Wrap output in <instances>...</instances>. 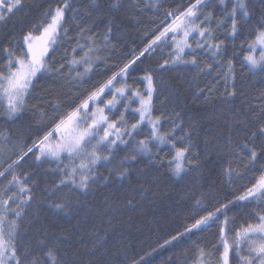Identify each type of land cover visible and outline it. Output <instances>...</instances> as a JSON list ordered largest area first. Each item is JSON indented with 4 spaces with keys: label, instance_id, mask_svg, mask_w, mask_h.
I'll return each mask as SVG.
<instances>
[{
    "label": "trees",
    "instance_id": "1",
    "mask_svg": "<svg viewBox=\"0 0 264 264\" xmlns=\"http://www.w3.org/2000/svg\"><path fill=\"white\" fill-rule=\"evenodd\" d=\"M73 1L80 21L74 27L70 26L69 18L66 24L65 18L64 29L68 25L76 28L82 37L90 35L100 43L102 39L107 48L94 64L95 71L88 82L79 84L69 80L63 72L55 69L61 64L66 67L61 59L70 56L76 34L61 29V40L54 45L53 54L48 58V76L35 83L27 109L9 123L2 119L0 112V172L25 153L28 144L50 130L54 116L71 110L94 90L91 87L104 84L108 79L105 75L117 72L127 62L132 48L141 51L152 39L144 43L147 37L159 27H167L172 18L166 19V12L183 10L195 3V0H118V6L114 7V0ZM50 2L22 0V6L13 10V16L8 14L7 18H12L8 22L12 23L7 30L0 31V68L5 62L6 48L20 53L19 43L23 36L36 33L35 29L42 28L48 21L49 16L45 21L37 22ZM251 3L254 13L264 16V0H251ZM255 19L245 26L248 33L244 36H252L253 26L260 25V21L264 23V19L259 22ZM217 33L215 30L219 39ZM239 35L238 39L243 40ZM164 51L158 50L157 53L163 54ZM230 52L221 56L217 78L216 74L213 76L206 71L207 63L197 57L192 69H182L178 65L175 70L171 60L163 68L157 66L159 76L154 87V113L160 114L164 122L175 124L179 136L173 137V142L177 147L188 146L185 160L188 175L176 178L166 164L158 165L154 159L144 158L140 151L142 159L136 164L131 161L125 164L114 154L113 165L120 164L131 170L127 177L113 178L104 174L107 168L96 166L90 188L80 191L69 186L71 188L62 195L59 189L55 194L54 191L49 193L52 184L40 164L35 170V184L39 188V199L51 208L40 209L36 216L30 212L35 206L32 203L27 209L29 216L16 221L17 230L28 234V238L20 240V246L15 244L16 236L13 238L15 246L22 252L21 256L19 253L21 264H33L34 261L39 264H129L143 258L156 260L151 264H187L186 260L193 256L197 247L204 252V256H198L208 264L220 263V250L215 251V236L220 229L226 227V232L233 234L242 226L256 222L257 217H254L264 213V210L258 211L248 217L250 212L244 207L236 216L226 214V210L231 209L229 202L234 192L250 184L264 169V137L260 134V127L264 125V68L248 75L245 70L250 68L239 64V56L234 62L229 61L234 56ZM145 57L149 56L141 58ZM78 68L82 69L81 64ZM232 70H235L234 74ZM136 72L139 71L132 70V74ZM222 74L225 78H221ZM136 80L137 77L131 75L129 82L133 84ZM228 93H234L236 99L231 100ZM257 130L260 138L255 133ZM149 149L150 156L156 155V159L167 152L164 147L149 146ZM253 150L257 153L254 160L251 158ZM23 159L27 162L26 169L29 168V160L26 156ZM229 167L234 170L231 174L225 171ZM12 174L7 171L4 179L0 178L4 188L17 185L15 182L9 184ZM227 180L233 183H227ZM60 196L63 197L60 205L64 209L55 207ZM222 205L227 207L218 215L221 221L212 222L206 229L195 230L192 240L173 245L178 238L172 240V237L181 233L180 229L186 223ZM5 215L11 217V221L15 214L9 211ZM50 249L55 260L46 255ZM165 251L169 257L158 258L156 254Z\"/></svg>",
    "mask_w": 264,
    "mask_h": 264
},
{
    "label": "snow or ice",
    "instance_id": "2",
    "mask_svg": "<svg viewBox=\"0 0 264 264\" xmlns=\"http://www.w3.org/2000/svg\"><path fill=\"white\" fill-rule=\"evenodd\" d=\"M211 0H195V3H191L186 10H174L168 11L165 14V18H172V22L168 24L163 31H160L158 35L149 41L144 50L140 52L139 56L130 60L120 68L119 72H114L113 75L99 88L92 91L87 98L83 99L75 107L66 113L54 116V127L46 132L37 142H34L31 147L28 148L26 153H22L19 159H23L28 153H32L34 149H39L36 160L42 158H51L53 160H61L62 156L66 154V158L73 161L71 171L66 173L68 179L73 184L81 189L88 187V182L93 178L94 166L101 160H107L108 156L102 155V149H111L118 144H125L127 141L125 136L133 137L136 130L141 127L146 121L152 127L151 139L159 141L160 143H169L175 150V156L172 162L175 164V172L179 174L184 167L183 162L187 159L186 153L188 152V146L177 147L169 137L171 132L167 134H161L159 132V118L152 119V106H153V93H154V79L151 73H145L142 77L146 81V92L142 93L138 90H133L128 93V85L124 84L121 87H116L115 83L119 78L126 77L129 73V69L132 68L140 57H143L146 52L158 46L161 42L167 40L171 35V47L173 48L174 59L173 62L181 61L184 63L196 64L195 57L191 61H183L182 55L186 48H191L190 40L194 38V34L198 33L200 39L196 40V47L200 49L211 50L212 55H217L220 51L223 41L213 43V30L210 26L212 15L204 17L200 23L196 21L200 20L198 14L207 3ZM221 5L225 4V0H219ZM22 6V0H0V9L7 8V13L0 11V21L7 18V14L13 12ZM113 6H118V0H114ZM70 7L65 0V3L61 6H57L54 11H50L47 15L50 17L47 23L42 28H37L39 34L34 35L32 32L26 34L23 38L25 50L20 55H16L9 49H5L8 53V59L5 67L0 68V98L7 101V113L9 118H13L19 113L26 101V97L30 94V90L34 85L35 78L38 73L47 72L50 69V65L47 62V57L50 55V49L54 50L53 46L57 43L60 35V30L63 29L67 33V29H64L63 24L65 20V12ZM240 12L244 17H248L249 12L247 10L245 0H235L230 13L226 15L232 18V34L237 31V12ZM111 31V28L108 29ZM105 40L108 39L105 34ZM82 47V46H81ZM260 48L259 58L252 54H248L244 57V60L248 65L255 69L257 67L264 68V28L259 30L255 36V40L249 44L250 53L255 52L257 48ZM91 51V50H89ZM88 53H85V57L80 60L73 59L70 63L72 65H79L81 63L87 65L84 69V73L77 72L78 77H82L89 72L92 68V64L86 57ZM168 61H165V65ZM161 68L164 65L160 66ZM64 65L61 64L59 68L55 69L57 72H62ZM229 69H231V62H229ZM114 89L112 92V98L104 101L102 99L106 90ZM234 95V93H228ZM128 95V99L132 100L136 98L139 100V107L134 109L139 114V120L133 123L130 127L126 126L123 113L121 114L119 121H110L109 117L105 114L106 109L111 110L115 107L119 98ZM100 103H103V107H100ZM127 107V105H126ZM178 127V125H177ZM103 129V135H99L100 130ZM260 132L264 133V125H261ZM95 141V143H93ZM138 149L141 152L149 151L148 141L140 140L137 144ZM244 147H247L245 145ZM257 156L256 151H251V158L254 160ZM134 159V157H133ZM79 160V164H75V161ZM19 163V160L13 161V164ZM12 165H9L11 169ZM63 171V170H61ZM225 171L229 174L234 170L232 168H226ZM125 173H121L123 176ZM6 175L5 172H0V176ZM79 175V181L76 177ZM16 183L20 193H27L29 189L24 183H21L19 178L15 175L9 184ZM65 183V180H61V184ZM16 193L8 196L7 199L0 198V264H21L20 256L17 253L16 246L13 242L14 233L17 230L16 220H7L5 215L11 211L16 217L21 215V205L27 202L28 198H21L20 204L16 208L9 207L10 202H15ZM249 199L261 201L264 200V173H262L255 181V183L247 188L243 195L236 198L237 201H247ZM229 203H232L231 201ZM57 208H61L62 205H56ZM227 205H222L221 208H217L214 212H209L206 216H202L195 220V223L191 224L185 229V233L191 232L193 229H199L201 226L209 225L210 221L218 218L222 208H226ZM20 209V210H18ZM7 224L8 232L5 233V225ZM221 239L223 240V252L221 254L222 264H230V249L234 246L239 260L242 264H264V213L258 214V221L256 223H248L246 226H242L235 233V240L231 243L226 238L225 228L220 229ZM184 233H178L177 236L172 237V240H176ZM170 241H165L169 243ZM241 245H244L247 249V255L241 253ZM46 255L55 260V256L50 249ZM200 255L203 256L204 252L201 250ZM33 264H39L38 261H34Z\"/></svg>",
    "mask_w": 264,
    "mask_h": 264
},
{
    "label": "bare ground",
    "instance_id": "3",
    "mask_svg": "<svg viewBox=\"0 0 264 264\" xmlns=\"http://www.w3.org/2000/svg\"><path fill=\"white\" fill-rule=\"evenodd\" d=\"M73 2H74L73 0H67V3L70 5V7L65 12V18L67 19L66 20V24H67L68 18H69L70 26L71 25L74 26L75 23H78L80 21L78 15H77L78 14L77 13L78 10H74V8H73V5H72ZM234 2H235V0H225V4L221 5L219 0H211V2L207 3L206 6L203 7L201 9V11L198 13L200 15V20H198V21H200V22H201V20L204 19V17L208 16L209 13H211V15H212V19H211V24L213 25L212 26V28H213V39H212V42L213 43H218L220 41H223V44L221 45V48H220V51L218 52V54L214 56V55L211 54V50H208L206 48L205 49L195 48L191 52L190 51H184V54L182 55V60L183 61H189L188 59L192 60L193 57H195V59L197 57V59H200V60H203L204 62H206L207 63L206 67L208 68V69H206V71L207 72H211L213 74V76L216 74V78L218 77V73L220 72L217 69V65L219 64V62L222 61V57H225L227 54L231 53L230 51L233 52L234 56H231L229 58V61H233L234 62V58L239 56V64L241 66H243V68H245L247 63L244 60V57L250 52L249 44H251L255 40L251 35L244 36V35H246L248 33V31L244 30L245 26L248 25V23H249V21H251V19H253L252 20L253 22L256 20L255 18H257L258 22L260 20L264 19V16L262 14L254 13L253 5L251 3V0H245V4H246L247 10L249 12V15H248V17H244L239 11L237 12L236 20H237V25L238 26H237L236 33L233 35L232 34V18L230 16H227V18H225L224 9L225 8L227 9L229 7L230 10L227 9L226 12L230 13ZM64 3H65V0H61V2H60V0H51L50 5L45 7V9H44L45 13H44L43 17L40 18L39 21H37V22L45 21L47 16H48L47 14L50 11H54V9L57 6H61ZM186 9H183V10H186ZM2 10L6 11L4 13H7L6 7L1 9L0 11H2ZM10 14L13 16V12L10 13ZM72 14H73V17H72ZM15 15H16V13L14 14V16ZM7 17H8V14H7ZM11 19L12 18H6L5 20H3V21H7V23H1L0 24V31L8 29L9 25H11V23H12V22H8V21H10ZM49 19H50V17L48 18V20ZM3 21H1V22H3ZM66 26L67 27H65V28L67 29V32L70 33V34H71V32L75 33L76 34L75 35L76 38L74 39V41H73V43H72V45L70 47V50H69L70 56H67L66 58H62L61 59V61L66 64V67L63 68V69H65V71H62V72L64 73V75L69 80L70 79H72L73 81L75 80L79 84L82 83V82L83 83L88 82V80L91 79V75L95 71L94 64L97 61H99L103 51L107 48V45H106V43H104L105 41L102 42V39H101V43H100L93 36L89 35L87 37H82V36H80L81 34H80L79 31L76 30V28L74 29L72 27H68V25H66ZM164 28H166V27H164ZM164 28H162V26L159 27L151 36L147 37L143 42L146 43L149 39H151V38L153 39V37L155 35H158L160 31H163ZM262 28H264V23H262V21H260V25H256V26L254 25L253 26V29L255 30V32L261 30ZM215 30H217V32H218L217 34L219 35V39L216 38V36H215ZM222 30L225 31V32L227 31V33L223 32ZM228 32H229V34H228ZM238 34L243 36V40H242V38L238 39ZM24 36H23V38H24ZM61 36H62V30H60V35H59V39L58 40H61ZM23 38H22V40L19 43L20 53L14 52L16 55L22 54V52L25 50ZM198 38H200V37H198ZM161 43L163 44V49L162 50L165 49L163 54H158L157 53L158 52L157 48H158L159 45L155 46L153 49H150L148 52L145 53L144 56H149V57H145V59H142L140 57V59L137 61V63L132 68L129 69V73L126 76L127 80H130L131 75H133V78L137 77V80L135 81V83H133L134 84V88H136L139 85V83H141L142 85H145L146 81H144L142 79V77L145 75V73H151V75L153 76V79H154V87H156V80H157V78L159 76L157 74V72H156V70L158 68L157 66L165 65V61L171 60L170 63L175 64L172 67L175 70H177L179 68L178 65H180V67L182 69H186V70L187 69H192L191 68L192 63H184V62H181V61L173 62L174 53H173V48L171 47L170 36L167 38V40H165V41H163ZM144 48H145V46H143V49L141 51H143ZM89 50H91V51H89ZM162 50H159V51H162ZM53 51L54 50H52V49L50 50V55L53 54ZM141 51L137 52V49L132 48L130 50V53L128 55V59L126 60L127 61L126 63H128L130 60L134 59L136 56H139ZM86 52L88 53V56L86 58L90 60V62L92 64V68H91V70L89 72L84 74L82 77H78L76 75V73L77 72L84 73V69H85V67H87V65L81 63L82 69L80 70L78 68V65H72L70 62L73 59L80 60L82 57H85V53ZM154 53L157 54V55H154ZM50 55L47 57V62H48V58L50 57ZM7 59H8V53L4 52L3 61H5V62L2 65V68L5 67ZM123 66H120L118 68L117 72H119L120 68H122ZM258 68H260V67H258ZM258 68L255 69V70H258ZM132 70H134V71L136 70V71H139V72L138 73L136 72V73L132 74ZM234 71H233V74H234ZM245 72L248 75L256 73L254 70H251V69L245 70ZM233 74H231V75H233ZM112 75L113 74L111 72H109L107 75H105V77L109 79ZM47 76H48V71L47 72L38 73L37 78H35L34 85H35V83L37 82L38 79H40V78L46 79ZM224 76L225 75L222 74L221 78H223ZM119 80H120V83L122 84L123 83V77L119 78ZM106 81L104 83H106ZM34 85H33V87L30 90V94L26 97V101H25V105H24L23 109L19 113H17V115L19 114L18 117L20 116L21 113L24 112L23 110H25V108L27 109V107L29 105V97L34 92ZM93 88H94V90L97 89L95 87H91L90 89H93ZM94 90H91L90 93L92 91H94ZM106 91H108V90H106ZM90 93H88V95ZM107 94H109V92H107ZM107 94L106 93L103 94L102 98L108 97ZM87 96L85 98H87ZM154 97L155 96H154V93H153L152 114H153V116H155V117L157 116V117H159L162 120L161 124H160V120H159V125H158L159 132H161L163 134H167L169 132H171L172 134H174L175 132L177 133L178 131L175 129V124L174 125H170L171 123L164 122V120L162 119V116L160 114H158L159 115L158 116V115H156V113H154V106H155V102H156V101L154 102ZM85 98H82L81 100H83ZM229 98L231 100H233V101H234V99H236L235 95H229ZM126 101L127 100L124 101V105H125ZM118 104H120V100L118 101ZM121 104L120 105L116 104L115 107H113V112H110V114H112V113L114 114V120L115 121H119L120 120V117H121L122 113H123V116H124L125 123L126 122H134L136 120L137 121L139 120V114L134 111V109H136L134 105L129 104V106L127 105L128 107H126V106L121 105ZM3 111H4V109L2 107H0V112L2 113V119L7 121L8 123L12 122L13 120L11 118H9L8 113H6V112L4 113ZM59 115H62V112H59ZM172 121H173V119H172ZM52 123H53V125H52L51 128L54 127V121ZM141 129H142V131H137L135 133L137 135V137L139 138V140H146V141H148V146H150V148H152V147L153 148H157L155 146V143L147 136L148 134H151V132H152L151 125L150 124H143L141 126ZM45 130H43V132ZM48 131L49 130H46L44 132V134L46 132H48ZM257 131L255 133H258V137L259 138L261 137L260 134L264 137V133L260 132V134H259V130H257ZM178 136H179V134H178ZM172 137L173 136H170L169 139L172 140V142H173ZM129 138L130 139L127 141V143L118 144L117 146L113 147L111 149V151L107 150L108 154L106 156H108V159L98 162L97 167H100V168L104 167V169L107 168L105 170L104 174L109 175V176H111L113 178L116 177L117 179H120V178L123 177L121 175V173H125L124 174L125 177H127L128 174L131 173V170L128 167H123L122 168L120 164L118 166L113 165L114 164V159L112 157L114 156V154H115V157L117 156V158L119 157V159L124 160L125 164H127V162H128V164H130V163L131 164H136L137 162H141L142 158H141L140 153L138 152L140 150L137 147V144H138L139 141H137L135 139L136 138L135 135L132 138L131 137H129ZM28 147H31V145L28 144L26 146V148H28ZM164 149L167 150V152H163V154L161 153V155H159L160 157H157V159L154 158V157H156V155L150 156L151 150H149L147 152H141V151L140 152L143 154L144 158H146V159H151L152 158V159H154V161L156 163H158V165H160L161 163L166 164L169 167L170 172L172 173V175L174 177H176V178H180V177H183L185 175H188V173H189L188 166L185 164V161L183 163L184 164V169L179 174H176V172H175V164H174V162H172L173 157L175 156V154H171L170 153V151H173V153H175V150L171 147V145L169 143H166V147H164ZM155 150L157 151L158 149H155ZM38 151H39V149H37V151L33 150L32 153H29L28 157L31 158V160H29V162H30L29 168L26 169L25 165H26L27 162L25 161V159H19L21 157V155H19L16 160H13V161L19 160V163L13 164V161H12V162L9 163V165H12L11 169H9V165H8L5 168V170L2 171V172H5V173H7V171H8V174L10 172H12L13 173L12 176L15 175L16 177H18L20 182L24 183L26 185V187L29 189V191L27 193H20L17 185H15L14 188H4L3 187L4 186L3 180L0 183V198L7 199L8 196L13 195V193H16L15 202H10L9 207H11V208H16V206L18 204H20V199L22 197L23 198L30 197V199H27L28 201L26 203L21 205V209H22L21 215L19 217H16L14 215V217H12L11 220L18 221L19 218H25V217L27 218L29 216V212L27 211V209L31 208V206H32L31 204L32 203H34L35 206H34L33 209H30V212L34 213L36 216H38V211H40V209H48V207L51 208V205L44 204V203L41 202V200L39 199V193H40L39 190H38L39 188L36 187L37 184H35V177H36L35 176V170L37 171V169L39 168L40 164L42 165L43 169L45 170V172L47 174L46 175L47 180L49 182H51L50 184H52V188H51V190L49 192L50 194H51L52 191H54V193L53 192L52 193L55 194L56 193L55 191H58L57 189H59V191H61L62 195H64L68 191V188L74 187L72 182H69L68 177L66 176V173L71 171V168L73 166L72 165V163H73L72 160L67 159L66 155H64V156H62L61 160H59V161L53 160L51 158H42L41 160L38 161V160H36V155H37ZM26 152L27 151H25V153ZM133 157H134V159H133ZM159 158H160V160H159ZM146 159H143V160H146ZM129 161H131V162L129 163ZM22 162H23V164H22ZM236 162H239V161H236ZM244 167H245V165H244ZM262 169L263 168H261L259 171H261ZM61 170H63V171H61ZM262 173H264V169L260 172V174H262ZM4 176H0V178L4 179ZM258 177L259 176L256 175L254 177L253 181L250 184L245 185L239 192H237V191L234 192V194L231 196V202H232L231 203V209L230 210H226V214L228 216H236L237 213H239V212L241 213V210L244 207H246L249 210V212H250V214H248V217L253 216L258 211H263L264 210V200H261V201H256V200H252V199H249L247 201H237L236 200V198L238 196L243 195L245 193V191L247 190V188L251 187L255 183V181H256V179ZM61 180H65V183L61 184ZM76 180L78 182L79 176L76 177ZM91 180L92 179H90L89 182H88V187L89 188H90V185L92 184ZM229 181H231V180H227V183ZM231 183H233V181H231ZM69 186H71V187H69ZM77 189L80 190V191H84L85 190V189H81L79 187H77ZM57 196H59V194H57ZM58 198L59 199H57L58 201H57V204H55V207H56V205H60L61 202L63 201V199H62L63 197L60 196ZM59 209H64V207L62 206ZM18 210H20V209H18ZM32 210H34V211H32ZM214 211H215V209L212 208V209L207 210L206 212L208 214L209 212H214ZM244 213L246 214V212H244ZM202 216H206L204 214V212H203V214L201 216H198L195 219L197 220V219H199ZM246 216H247V214H246ZM256 217H257V220H256V222H257L258 221V215H256L254 218H256ZM10 218H7V220H9ZM195 219L192 222L188 223V224L186 223L180 229L181 233H184V235L179 236L178 237V242H175L173 245H178V244H181L183 242H187L189 240H192L191 237L194 236V231L197 230V229H193L191 232H187V233H185V229L188 228L192 223H195L194 222ZM220 219H222L221 216H220ZM220 219L218 217V218L214 219L213 221H210L209 225L201 226L200 228L206 229L207 227L212 225L211 224L212 222L221 221ZM256 222H254V223H256ZM246 225H244V226H246ZM224 228H226V227H224ZM235 233H236V230H235ZM235 233L229 234L228 232H226V229H225L226 238L229 240L230 243L235 240ZM27 235L28 234L26 232H24V231L21 233L18 230H16V232L14 233V236H16L15 244L19 245L20 244L19 243L20 240H23L24 238H28ZM215 248H216V250H215L216 252L218 251V248H219V250H220L219 253H220V257H221V254L223 252V240L221 239V232H218V235L215 236ZM16 249H17L18 255L20 253V256H21L22 252H21L20 247H16ZM201 250L202 249L200 247H197L196 250H195V253L193 254V256L190 257L188 260H186L187 264H208L206 261H204V259H202L201 256H198V255H200ZM167 251L169 252L171 250L167 249ZM167 251H165L163 254L160 253V254H156V255H159L158 258L161 257V256L169 257V255H167L168 254ZM229 258H230V264H242V262L239 260V256L237 255V253L235 251V247H232L230 249ZM220 260H221V258H220ZM154 261H156V260L148 259V258L144 259L143 258V259H138V260H136V261H134L132 263H129V264H151ZM12 264H15V261H12ZM218 264H220V263H218Z\"/></svg>",
    "mask_w": 264,
    "mask_h": 264
},
{
    "label": "rangeland",
    "instance_id": "4",
    "mask_svg": "<svg viewBox=\"0 0 264 264\" xmlns=\"http://www.w3.org/2000/svg\"><path fill=\"white\" fill-rule=\"evenodd\" d=\"M7 9V8H6ZM227 9H229L230 10V8L228 7ZM227 9L225 8L224 9V11H225V13L227 14V13H229V12H226L227 11ZM1 10V9H0ZM3 12H4V10H2ZM225 15V14H224ZM225 18H227V17H225ZM171 22H172V19L170 20ZM48 22V21H47ZM46 22V23H47ZM170 22V23H171ZM2 22L0 21V24H1ZM196 23H200V21H196ZM208 26H210L211 28H212V24L210 23V25H208ZM212 30H213V28H212ZM34 32H36V33H34V35H38L39 33L37 32V31H34ZM258 32V31H257ZM257 32H255V30L253 29L252 30V37L255 39V36H256V34H257ZM228 34H229V32H228ZM199 36H198V33H196V34H194V38L193 39H191L190 40V43H191V45H192V47L191 48H186L185 49V51H192V50H194L195 48H197L196 47V40L197 39H200V38H198ZM170 42H171V35H170ZM54 47V46H53ZM158 50H162L163 49V44L162 43H160L159 44V46H158V48H157ZM198 49H200V48H198ZM51 50V49H50ZM248 54H252V55H254V56H256L257 58H259V55H260V48L258 47L257 49H256V51L255 52H252V53H248ZM247 54V55H248ZM154 55H157V54H155L154 53ZM189 61H191L190 59H188ZM247 63V62H246ZM126 64V63H125ZM247 66L251 69V70H254V71H257V70H255V69H257V68H255V69H253V68H251L249 65H248V63H247ZM259 69H261V68H258V70ZM115 83V86L116 87H121V86H123L124 84H127L128 85V93L130 94V92L131 91H133V90H138V91H141L142 93H144V92H146V82H145V85H142L141 83H139V85L136 87V88H134V85H132V84H130V82H129V80H127V77H123V83L121 84L120 83V80L118 79L116 82H114ZM132 85V86H131ZM114 91V89H108V91H106V94H107V92H109V94H107L108 95V97H105V98H102L104 101H107V99L109 100V99H111L112 98V92ZM120 100V104L121 105H124V101L125 100H127L126 101V103H125V105L124 106H126V105H128L129 106V104H132V105H134L135 106V108H138L139 107V100L138 99H136V98H133L132 100H129L128 99V95H126L125 97H122V98H119L118 99V101ZM118 101H117V105H120V104H118ZM100 107H103L104 105H103V103H101L100 105H99ZM127 106V107H128ZM0 107H2L3 109H4V113L6 112L7 113V101L5 100V99H3V98H0ZM110 112H113V108L109 111V110H107L106 109V112H105V114L109 117V120L110 121H115L114 120V114L112 113V114H110ZM19 115V114H18ZM18 115L16 114L13 118H11L12 120L13 119H16L17 117H18ZM17 116V117H16ZM157 118V116L155 117V116H153V114H152V119H156ZM159 118V117H158ZM159 120H160V124H161V122H162V120L159 118ZM137 122V120L136 121H134V122H126L125 124H126V126H128V127H130L133 123H136ZM144 124H148L146 121L144 122ZM159 128V127H158ZM176 130H178V129H176ZM137 131H142V129H141V127H139L137 130H136V132ZM161 133V132H160ZM161 134H163V133H161ZM178 132L176 133H174V134H172L171 136H175V137H178ZM99 135H103V129H101L100 130V132H99ZM135 136H136V140L137 141H140L139 140V138L137 137V135L135 134ZM150 139H151V134H148L147 135ZM173 137H172V139H173ZM41 138V137H40ZM39 138V139H40ZM132 138V137H131ZM38 139V140H39ZM124 139L126 140V141H128L130 138L128 137V136H125L124 137ZM38 140H33V142L31 143V144H33L34 142H37ZM152 140V139H151ZM154 143H155V146L159 149V148H161V147H166V143H160L159 141H156V140H152ZM93 143H95V141H93ZM30 144V145H31ZM38 149V148H37ZM37 149H34V150H36L37 151ZM170 153L171 154H175V153H173V151H170ZM108 153H107V149H102V155H107ZM152 153L150 152V155H151ZM28 155H29V153H28ZM28 155L26 156V158H27V161L28 160H31V158H29L28 157ZM64 155H66V154H64ZM63 155V156H64ZM102 161V160H101ZM73 162V161H72ZM184 163V162H183ZM22 164H23V162H22ZM75 164H79V160H76L75 161ZM98 164V163H97ZM97 164L94 166V168L97 166ZM72 165H73V163H72ZM43 169V168H42ZM183 169H184V167H183ZM43 171H44V174H46V172H45V170L43 169ZM77 176H79V175H77ZM69 180V182H71V180L70 179H68ZM79 181V180H78ZM73 184V183H72ZM73 186H75V187H77L75 184H73ZM234 247V246H233ZM236 251V250H235ZM237 253V252H236ZM240 254H243V255H247V249H246V247L244 246V245H242L241 246V253ZM238 255V254H237ZM239 256V255H238ZM220 264H222V260H220Z\"/></svg>",
    "mask_w": 264,
    "mask_h": 264
}]
</instances>
